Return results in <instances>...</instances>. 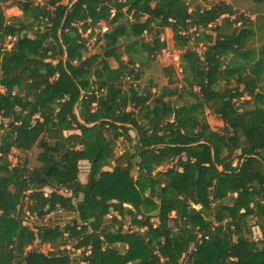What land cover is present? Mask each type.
Wrapping results in <instances>:
<instances>
[{"label": "trees", "instance_id": "trees-1", "mask_svg": "<svg viewBox=\"0 0 264 264\" xmlns=\"http://www.w3.org/2000/svg\"><path fill=\"white\" fill-rule=\"evenodd\" d=\"M9 2L22 17L5 18ZM153 26L152 47L140 39ZM168 28L182 85L168 67V85L141 90L140 53L160 52ZM262 29L264 16L224 1L190 11L187 0H0V159L39 149L38 166L0 175V264H264ZM93 36L103 44L91 55ZM184 95L194 102L175 108ZM120 139L131 145L126 166L106 170ZM26 213L69 221L31 227ZM252 219L263 238H252Z\"/></svg>", "mask_w": 264, "mask_h": 264}, {"label": "rangeland", "instance_id": "rangeland-1", "mask_svg": "<svg viewBox=\"0 0 264 264\" xmlns=\"http://www.w3.org/2000/svg\"><path fill=\"white\" fill-rule=\"evenodd\" d=\"M226 2L230 5H232L234 7V9L239 13V14H244L247 17H251L252 20H255L257 18L258 15L264 16V5L260 4L257 2V0H187V3L190 6V11H193V9H195V7H203V8H207L210 7L211 5L215 4V3H219V2ZM3 11H4V15L5 18L7 20H11L14 17H22V13L21 11H19V9L17 7H15L12 2H9L8 4L3 5ZM26 27H30V24L27 23ZM109 24L108 23H102L99 27V29L96 30L97 34L98 33H104L108 30ZM258 28V27H257ZM195 30H191L190 33H193ZM158 32V27L153 26V31L151 33H145L142 37H141V41L147 44H151L152 47L155 46L153 44V41L156 39V34ZM208 33H211L210 31H208ZM258 36L257 39L260 38L262 39L263 35H264V29L260 30L257 32ZM25 35L27 36H31V32L27 31L25 33ZM89 36V33H87L85 35V37L87 38ZM159 40L163 46V44L165 45V47L160 51L157 52L156 54L149 56V52L147 50H142V52L140 53V57L142 62H144V65L141 66L142 64H137V69L139 68V71H142V75H141V79L136 81L135 84H137L140 89H144L146 86L151 85V83L153 85H156L157 88H153L152 91L153 92H159V90L168 85V79L166 77V74L164 72V70L168 67H172L173 72H174V76L176 77V79L179 80L178 83H176V86H181L182 85V78H183V74H182V68L180 67V52L179 50L176 48L175 45V41H174V34L172 32L171 29H165L159 36ZM14 41V39L12 38H8L6 40V47L8 49L11 48L12 46V42ZM102 42L97 43L96 41V36H93L92 38H90L89 40V49H90V53L91 55L93 54H97L100 53L101 46H102ZM259 45V43H258ZM190 46L194 49H196L200 54L203 53L204 51V47L203 44H199L196 45L195 44V38L192 37L191 38V42H190ZM123 60H127V57L124 56ZM114 65H116V63H114ZM126 81H129V79H126ZM132 82V80H130V83ZM125 88H127V86H125ZM244 100H250V97H248L247 95L243 98ZM243 100V101H244ZM174 107L179 109L185 102H190L193 103L194 100L189 97V96H183V97H175L172 99ZM205 117L207 119V122L209 123L210 127L213 130H221L224 128V123L223 121L220 119V117L216 116L215 114H213L210 110H205ZM4 121L0 119V124L3 123ZM5 123H7V121H5ZM3 135V131L0 128V144H1V138ZM132 135L134 136V133H132ZM130 144L125 141L124 139H120L117 144H116V154H117V159H116V163H112L110 168H107L106 170H112L113 167H115L116 165H122V167L126 166V156L123 158V155H125L126 151L129 150L130 148ZM39 153V149L35 148L32 151L28 152V153H21L17 150H12L11 154L3 157L2 159H0V175L4 176V177H8L9 179H13L12 175H11V171L12 169L18 164V163H24L25 161L28 162V166L33 168L38 166V162H37V155ZM168 167L165 168H160L156 173L151 174V177H161L160 176V172L165 171ZM89 172V164L87 162H82L80 165V180L85 182L87 180V175ZM134 178L137 177V173L136 171H132L131 174ZM46 193H49L50 190L49 189H45ZM197 209H200V206H197ZM213 210H216V206H213ZM144 211H146V208L144 207ZM155 212L152 211L150 212V214H154ZM213 217H210V220ZM23 219L25 221V224L30 225L31 227H33V225L37 222V223H43V224H61L62 228L64 227V225L69 221L67 216H56L55 215H49L46 219H44L43 221L38 220L32 216H30L28 213H26L23 216ZM56 222H53L55 221ZM256 219H252L250 221V224L253 226L252 228V232H253V236L252 238H254L255 240L261 239L263 238V235L261 234L258 226H256ZM171 227L173 230H175L174 224L173 222H171ZM129 229V224H126L124 227V230H128ZM34 249H38L41 250L44 253H48L50 251H52L53 249L51 248L50 245H42L40 243H36L34 246ZM71 253H75L73 254V257L77 258V259H81V251H77L75 252L72 249V246H69L67 248ZM187 260H185V258L182 259L181 263L182 264H187L186 263Z\"/></svg>", "mask_w": 264, "mask_h": 264}]
</instances>
